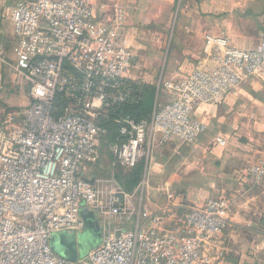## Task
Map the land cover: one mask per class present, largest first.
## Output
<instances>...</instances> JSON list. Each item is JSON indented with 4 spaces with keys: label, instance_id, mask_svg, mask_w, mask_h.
I'll list each match as a JSON object with an SVG mask.
<instances>
[{
    "label": "built area",
    "instance_id": "built-area-1",
    "mask_svg": "<svg viewBox=\"0 0 264 264\" xmlns=\"http://www.w3.org/2000/svg\"><path fill=\"white\" fill-rule=\"evenodd\" d=\"M10 12L14 72L28 88L29 103L0 118V264H218L216 243L232 206L226 197L155 212L139 206L131 212V230L109 231L75 261L57 255L50 243L83 226L81 209L109 217L130 213L121 193L103 199L84 177L106 140L112 168L126 174L147 162L154 134L163 142L194 143L207 131L194 116L197 106L218 104L246 80L264 78V25L250 50L206 37L216 52L214 69L162 82L170 101L137 121L118 114L142 93L130 73L134 54L116 39L126 15L120 0H21ZM109 117L116 127L111 141L101 125ZM214 142L226 145L220 136ZM247 175L254 185L264 181V157Z\"/></svg>",
    "mask_w": 264,
    "mask_h": 264
},
{
    "label": "crops",
    "instance_id": "crops-1",
    "mask_svg": "<svg viewBox=\"0 0 264 264\" xmlns=\"http://www.w3.org/2000/svg\"><path fill=\"white\" fill-rule=\"evenodd\" d=\"M120 3L126 15L116 33L117 42L133 52L131 76L148 89L154 87L155 104L159 106L171 99L162 82H175L195 68L214 69L216 52L206 37H224L233 47L250 50L257 47L264 25V0ZM5 5L6 0H0V13H4L0 20V118L29 103L28 88L14 72L16 38L10 19L12 5L8 8ZM99 5L100 1L96 3ZM170 19L171 40L163 49L162 39ZM152 22L158 23L157 29L148 27ZM147 39L152 40L151 52L140 49L149 48L151 43ZM162 50H165L163 58L159 60ZM194 116L207 126V131L192 144L163 142L158 134L152 136L140 187L138 183L133 192L121 193L130 215L108 224L106 235L109 231L131 229L134 219L131 212L139 206L155 212L170 206L199 207L209 199L231 196L237 198V204L230 208L225 230L216 243L218 264H264V181L254 185L247 175V168L264 157V78L246 80L218 104L197 106ZM218 136L225 139V146L214 142ZM109 154L100 156L95 164L86 165L84 171L85 179L105 195L114 190V184L99 186L110 181L106 176L112 165ZM83 210L94 213L98 220L100 214L96 209Z\"/></svg>",
    "mask_w": 264,
    "mask_h": 264
},
{
    "label": "rangeland",
    "instance_id": "rangeland-1",
    "mask_svg": "<svg viewBox=\"0 0 264 264\" xmlns=\"http://www.w3.org/2000/svg\"><path fill=\"white\" fill-rule=\"evenodd\" d=\"M19 1H21V0H6L5 8H8V7H10V5H13ZM120 1H123V0H120ZM149 24H148V27H150V28H154V29L158 28L157 22H152L150 25ZM139 25H141V23ZM171 27H172V19L169 20V23L167 24L166 33L162 39L163 49H166L168 43L171 40ZM156 39H154L153 41H156V43H157ZM147 40H148L147 41L148 43L149 42L151 43L149 45V48L145 46V48L140 47V49L142 51H145L147 48V51L150 50V52H151V51H153L152 40L151 39H147ZM158 49H159V47H157V50ZM164 51L165 50L161 51L162 55H159L160 56L159 60H162ZM137 60H138V58H137ZM160 66H161V64H159V66L157 67L158 73H159ZM158 73H157V75H158ZM18 82H20V81H18ZM22 84H23V82H22ZM19 109H21V108H19ZM108 141L109 140H106V143H104V145H101V147H100V149H101L100 156L101 157H102V155H108L109 154V152H108ZM170 142H173V141H170ZM111 163H112V161H111ZM106 176H107V179H110V181L103 183V184H100L99 186L103 187V186H105V184L106 185L114 184V186H113L114 190L112 191V193H114V192L115 193H126V192L131 193L134 191V189L129 190L130 187H128L126 185V183H124V180H123V177L121 176V174L116 169L112 168V166H110L109 169L106 170ZM142 176H143V173L141 174V176L139 178V187H140V180L142 179ZM139 187L137 189H140ZM102 192H103V190H102ZM102 197L103 196H101V198ZM105 197H106V195H105ZM230 197H226V198H230ZM230 199H232V200H229V199L228 200L230 202H232V206H234V204H237L236 203L237 201H235V200H237V198L236 199L230 198ZM97 212H98V214H100L98 216L99 218L97 220L98 225L97 224L85 225V222H84L82 216L85 215L86 213H85V210H83V209L80 210L79 219L82 221L83 226L76 231H71L70 233H66L67 236H69L70 238H68L63 244H61L60 251L58 253H56L57 255H59L63 258L65 255H68L69 256L68 260H71V261L84 258L85 256L88 255V253L95 250L99 246V244L102 242L103 237L107 233L108 224L113 223L114 220L119 219V218H121V219L128 218L130 215L128 213L126 216H118L117 218L111 217L110 219H108L106 217V215L103 214V211L97 210ZM99 222H100V225H99ZM128 222H131V220L130 221L128 220ZM131 229H132V227H131ZM131 229H129V230H131ZM115 230H117V228H115Z\"/></svg>",
    "mask_w": 264,
    "mask_h": 264
},
{
    "label": "trees",
    "instance_id": "trees-1",
    "mask_svg": "<svg viewBox=\"0 0 264 264\" xmlns=\"http://www.w3.org/2000/svg\"><path fill=\"white\" fill-rule=\"evenodd\" d=\"M139 101L135 104L126 105L121 108L118 112L120 115H129L135 120L149 119L151 116L152 109L155 105V89L154 87H148L142 85V93L139 96ZM110 117H113L110 115ZM110 117L107 120H103L101 125L108 129L110 141L113 139L116 133V127L110 121ZM144 170V163L141 161L133 170L123 174L120 173L123 177L124 183L129 188V190L134 189L138 183L139 178ZM132 179V180H131Z\"/></svg>",
    "mask_w": 264,
    "mask_h": 264
},
{
    "label": "water",
    "instance_id": "water-1",
    "mask_svg": "<svg viewBox=\"0 0 264 264\" xmlns=\"http://www.w3.org/2000/svg\"><path fill=\"white\" fill-rule=\"evenodd\" d=\"M85 215H83V220L85 222V225H95L97 224L96 218L94 213L92 212H87L85 211ZM98 225V224H97ZM68 238H70L69 236H67V234L61 233V234H56L52 237L51 239V249L55 252L58 253L60 251V246L61 244H63ZM68 255H65L64 258L68 259ZM75 261V260H72Z\"/></svg>",
    "mask_w": 264,
    "mask_h": 264
}]
</instances>
